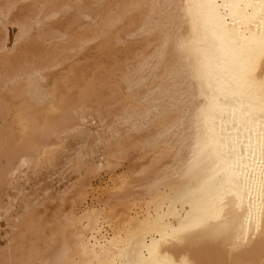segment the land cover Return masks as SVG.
<instances>
[{"label": "bare ground", "instance_id": "1", "mask_svg": "<svg viewBox=\"0 0 264 264\" xmlns=\"http://www.w3.org/2000/svg\"><path fill=\"white\" fill-rule=\"evenodd\" d=\"M262 33L255 0H0V264H264V219L243 227L259 164L242 203L208 187L232 175L228 105L248 56L264 79ZM94 42L115 57L67 86Z\"/></svg>", "mask_w": 264, "mask_h": 264}, {"label": "snow or ice", "instance_id": "2", "mask_svg": "<svg viewBox=\"0 0 264 264\" xmlns=\"http://www.w3.org/2000/svg\"><path fill=\"white\" fill-rule=\"evenodd\" d=\"M255 2L264 5V0H255ZM237 47L241 51L245 48L244 45ZM259 50L260 63L264 64V33L259 37ZM246 59L249 64L248 71L240 74L244 87L239 89V97H234L228 105L232 110L229 123L233 137L229 146L230 153L226 159L232 165V175L229 177L221 174L208 187L214 195L221 198L235 194L242 203L245 197L255 190V182L248 176V172L252 165L259 164L260 188L256 201L249 205L243 225L246 231L251 228L259 231L260 220L264 219V79L253 73L255 58L248 56ZM233 88L235 90V86ZM251 98H255L258 103H252ZM128 264H140V262L129 261ZM172 264L175 262L173 261Z\"/></svg>", "mask_w": 264, "mask_h": 264}, {"label": "rangeland", "instance_id": "3", "mask_svg": "<svg viewBox=\"0 0 264 264\" xmlns=\"http://www.w3.org/2000/svg\"><path fill=\"white\" fill-rule=\"evenodd\" d=\"M23 2H24V1H23ZM23 2H21V3L19 4V6H18V7H22L21 11L19 10L20 8H17V9H16V10H19L21 13H23V12H27V10H28L27 5H29L28 3H26V2L23 3ZM23 4H24V5H23ZM26 4H27V5H26ZM25 5H26V6H25ZM24 6H25V7H24ZM28 7H30V6H28ZM25 8H27V9H25ZM22 10H23V11H22ZM11 30H12V31H11ZM14 30H15V28L12 26V27L10 28V30H9V33H10L11 36H12V34H14V33H13ZM91 44L94 45V44H97V43L94 42V43H91ZM91 44H90V45H91ZM90 45H89L88 47H91ZM95 46H96V45L93 46V49H94V50H92V49L89 48L90 51L87 52V51H88V47H87V49H85V50L83 51V52H84V53H83L84 55L87 53V54H86V56H87V59H86V60H88V61L85 60L86 56H85V58H83L84 55H82V54H81L82 57H81L80 54H79L78 56H80V57L75 56V57L73 58L72 61H69L70 63H71V62L74 63V68L72 69V72L74 71L73 73L71 72V70H70L68 67H67V68H68V69H67L68 71H66L65 68H62L63 72L66 71V74H63V75H62V80H63L64 76H65L66 78H68V79H67L68 81H69V78H71V79H70V82H71V80L73 79V80H72V83H70V84H69V82H67L66 79H65L67 86H70V85H73V84H74V87H76V85H77V87H78V83H79L81 80H84L83 78H86L84 72L88 73L87 76H89V74H91V70H90V71H85V70L83 69V66H81V68H80L81 70H78L79 67H80L79 65H83V64H84V66L87 65L88 67H90V69H92V66H93V65L95 66V64L99 61V59H100L102 56L105 55L104 53L101 55V52H100L99 50H97L98 47H97V49H96ZM42 47H43V46L38 47L39 49L36 47V48H37V49H36L37 51H35V48H34V49L32 50V52H36V53L38 52V53H39V51H40V50H43L45 46H44L43 48H42ZM23 49H24V48H22L21 50H23ZM91 50H92V52H91ZM93 51L96 52V54H95ZM117 51H118L117 53H119L118 56H121V53H122V52H119V50H117ZM97 52H98V53H97ZM20 53H21V52H20ZM88 53H89V56H88ZM112 53L114 54V52H112ZM112 53H110V55H111ZM117 53H116V50H115V54H117ZM92 54H94V55L91 56ZM97 54H99L101 57H98V58L95 57V55L98 56ZM20 55H21V54H20ZM110 55H108L110 59H113V58L115 57V56L112 55V57H113V58H112V57H110ZM28 56H31V55H28ZM77 57H78V58H77ZM90 57H93L92 60H94V62H96V63L92 62L91 59H88V58H90ZM94 57H95V59H97L98 61L95 60ZM75 58H77V59H75ZM103 58H105V59H103ZM109 58L102 57V58H101L102 60H101V59H100V60L103 61V62H107V61H109ZM82 59H83V63H82ZM107 59H108V60H107ZM74 60H75V61L78 60L79 62H80V61H81V62L77 65V61H76V63H75ZM90 60H91V61H90ZM89 61H90V62H89ZM86 62H87V63L89 62V63L86 64ZM91 62H92L93 64H92ZM75 64H76V65H75ZM91 64H92V66H89V65H91ZM78 66H79V67H78ZM87 66H86L85 69L88 68ZM64 67H65V66H64ZM76 67H78V68L76 69ZM82 69H83V70H82ZM60 70H61V69H60ZM60 70H59V71H60ZM75 70H76V71L78 70V71L75 72ZM88 70H89V69H88ZM81 71H82V73H81V75L79 74V77H80V76L82 77L83 73H84V75H83L84 77H82L81 80H80L79 77H77L78 75H76V74H77L78 72H81ZM69 72H70V73H69ZM67 74H69V76H71L72 74H73V75H72L71 77H68ZM70 74H71V75H70ZM75 75H76V76H75ZM49 77H51V78H50L51 80L49 79ZM52 77H53V76H50V75L47 76L48 81L51 83V85L54 83V80H55V77H56V76L53 77L54 80H53ZM75 77L78 78L79 81H78V79H77V82H76V81H75V80H76ZM74 81H75V83H74ZM64 84H65V82H64ZM61 86H62V85H61ZM65 86H66V85H63L62 87H65ZM65 88H66V87H65ZM67 90H68V88H67ZM77 90H78V89H77ZM66 92H67V91H64V93H66ZM72 94H75V93L72 92V91H71V92H70V91L67 92V98H70L71 96H74V97H75V95H72ZM68 96H70V97H68ZM65 97H66V96H65ZM19 125H20V123H19ZM18 127H19V126H18ZM30 129H32V127L28 126L27 128H25V129L23 130V132H26V131H28V130H30ZM28 132H29V131H28ZM17 139H19V140H18L19 142H24V141H23V138H17ZM9 140H10V139H9ZM10 141H11V140H10ZM140 162H141V160H139V159H137V158H135V159L132 161V163L134 164L135 167H136ZM128 167H129V162H128V161H124V163H123L122 165H118V166L116 167V174L113 175L114 177L111 176V175H112L111 173H107V172H104V171H103V173L101 174V176L92 178V182H93V186H92V187L95 188V189H97V188L99 189L100 187H101V188H106V187H110V186H112V185L115 184L117 181H119L120 179H122V175H123V174L121 173V170H122V171H124V170L126 171V169H128ZM125 171H124V172H125ZM109 174H110V175H109ZM56 181H57V180H55V182H53V183L56 184ZM65 181H66V180H65ZM65 181H61V182L57 181L56 186H63V184H64Z\"/></svg>", "mask_w": 264, "mask_h": 264}]
</instances>
